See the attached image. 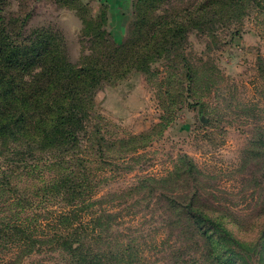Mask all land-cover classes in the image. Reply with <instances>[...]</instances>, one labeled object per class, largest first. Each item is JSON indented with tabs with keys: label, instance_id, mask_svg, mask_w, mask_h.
<instances>
[{
	"label": "rangeland",
	"instance_id": "374dc122",
	"mask_svg": "<svg viewBox=\"0 0 264 264\" xmlns=\"http://www.w3.org/2000/svg\"><path fill=\"white\" fill-rule=\"evenodd\" d=\"M105 1L7 0L6 12L18 25L26 19L27 30L62 32L73 62L108 63L121 45L124 65L144 39L137 24L143 33L149 24L173 22L199 0ZM246 9L186 27L148 70L104 82L89 109L91 128L104 135V161L91 149L82 154L111 212L106 232L140 245L139 264H264V10ZM32 178L11 179L14 194L0 187V264L60 260L49 247L27 253L8 230L15 219L34 223L59 209L29 191L38 183ZM189 202L229 234L211 223L193 232L174 212Z\"/></svg>",
	"mask_w": 264,
	"mask_h": 264
},
{
	"label": "trees",
	"instance_id": "16d2710c",
	"mask_svg": "<svg viewBox=\"0 0 264 264\" xmlns=\"http://www.w3.org/2000/svg\"><path fill=\"white\" fill-rule=\"evenodd\" d=\"M6 1L0 0V166L3 160L8 176L5 183L6 177L0 178V187L13 193L11 179L33 177L38 183L28 190L45 205L60 204L58 211L48 208L45 218L34 223L15 219L8 228L12 241L29 254L45 247L57 251L56 264H139L140 245L121 232H106L110 225L104 222V196L94 191L99 175L82 154L91 149L104 161V135L91 128L89 110L97 92L104 82L148 70L150 59L186 27L204 25L212 15L234 18L249 5L264 10V0H199L175 14L173 22L149 24L143 33L137 24L144 39L129 49L125 66L118 62L125 53H119L121 45L112 54L116 60L108 63L73 62L62 32L47 26L25 29L26 19L18 25L8 17ZM174 212L197 234L209 223L219 235L229 234L192 202L179 204Z\"/></svg>",
	"mask_w": 264,
	"mask_h": 264
},
{
	"label": "crops",
	"instance_id": "0c3cea01",
	"mask_svg": "<svg viewBox=\"0 0 264 264\" xmlns=\"http://www.w3.org/2000/svg\"><path fill=\"white\" fill-rule=\"evenodd\" d=\"M104 2H105V0H104Z\"/></svg>",
	"mask_w": 264,
	"mask_h": 264
}]
</instances>
